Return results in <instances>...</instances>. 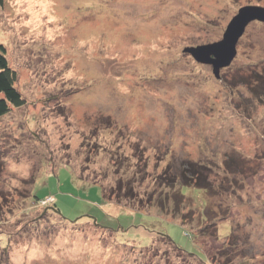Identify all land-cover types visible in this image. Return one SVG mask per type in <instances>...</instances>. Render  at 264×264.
Masks as SVG:
<instances>
[{"label":"rangeland","instance_id":"1","mask_svg":"<svg viewBox=\"0 0 264 264\" xmlns=\"http://www.w3.org/2000/svg\"><path fill=\"white\" fill-rule=\"evenodd\" d=\"M247 4L264 0H2L25 102L0 116V264H200L156 230L206 264H264V21L218 77L182 50Z\"/></svg>","mask_w":264,"mask_h":264},{"label":"water","instance_id":"2","mask_svg":"<svg viewBox=\"0 0 264 264\" xmlns=\"http://www.w3.org/2000/svg\"><path fill=\"white\" fill-rule=\"evenodd\" d=\"M264 21V6L247 4L240 6L225 25L222 37L208 43L187 45L188 52L196 61L211 65L213 74L218 77L221 67L227 66L236 52V42L249 21Z\"/></svg>","mask_w":264,"mask_h":264},{"label":"trees","instance_id":"3","mask_svg":"<svg viewBox=\"0 0 264 264\" xmlns=\"http://www.w3.org/2000/svg\"><path fill=\"white\" fill-rule=\"evenodd\" d=\"M2 2V0H0V3ZM264 79V76H263ZM16 70L14 67H12L8 61V58L6 56V49H5V45L0 42V116L4 115L5 113H7L9 111V109L13 106H21L24 104L25 102V97L24 95L21 93V91L19 90V88L17 87L16 83ZM34 182V180L32 181V183ZM92 183L98 184L101 190V195H102V202H109V198L112 196H115L116 199H124V196L121 195V189L123 188V185H121V182L119 181L118 183H116L117 185L115 187H112L110 189V191L106 190V188H104V186H101L99 183L95 182V181H91ZM128 183V182H127ZM85 184H91V183H86ZM126 185V183H123ZM129 185V184H128ZM130 186V185H129ZM128 186V187H129ZM128 189V188H127ZM125 191V196L126 195H133L132 192ZM37 198V201L43 200L46 196H50L53 198V200H51L50 202V206L52 209H54L56 212H58L60 214V210L59 207L57 206V203L55 202V198L52 194L46 195V196H42L39 197L37 195H34ZM150 198V195L147 197V199ZM149 200V199H148ZM162 201V200H161ZM61 215V214H60ZM62 217L64 218V216L62 215ZM66 219V218H65ZM72 222L77 223V218L70 220ZM92 221H94V223H98L95 219H92ZM102 226V224H99ZM149 226V225H148ZM152 228H150V230H154L153 225L151 224ZM108 227V226H106ZM110 228V227H108ZM158 232H160L161 234H163L165 236V239L170 241L173 245H175L174 248L177 249V253L179 255H181V258L186 259L187 257H191L192 260H196L198 261L200 264H206V260L205 258L200 257L198 254L194 253L193 251L190 250H185L184 248H182L181 246L177 245L172 239L171 237L165 233L164 231H160V230H156ZM185 233L189 234L192 237L191 232L185 229L184 231Z\"/></svg>","mask_w":264,"mask_h":264}]
</instances>
